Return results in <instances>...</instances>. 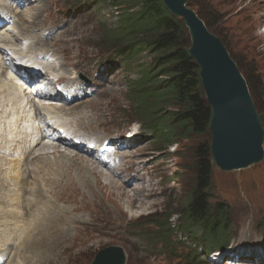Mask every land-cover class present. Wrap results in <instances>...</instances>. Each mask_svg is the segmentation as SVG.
<instances>
[{"label": "rangeland", "instance_id": "374dc122", "mask_svg": "<svg viewBox=\"0 0 264 264\" xmlns=\"http://www.w3.org/2000/svg\"><path fill=\"white\" fill-rule=\"evenodd\" d=\"M29 1L22 9L17 8L12 11L13 21L19 24H13L8 28L12 33L23 36L20 31L23 28L20 25L21 19L33 22L31 26L35 27L30 33L32 39L25 43V47L31 43L37 46L38 49L32 51L33 57L42 51L52 55L55 60L53 66L59 69L56 72L58 77L75 79L82 75L84 81L80 86L78 85V88L81 87L82 95L71 105L81 102L78 110L83 113L75 116L83 118L78 124L80 133L102 140L109 139L111 145H114L118 143L117 140H120L118 137L121 135H128L131 131L137 130V127L130 123L131 120H136L133 119L135 104L128 97V81L125 73L120 70L123 60L116 55V52L100 46L105 34L114 32L120 27L121 20L126 17V9L117 11V4L109 0ZM190 1L193 9L200 11L209 20L213 31L224 36L244 69L253 78H257L261 83L259 86L264 89V0ZM11 3L13 0L7 2L10 6ZM1 32L7 34L3 30ZM12 33L8 38L11 43H17ZM138 60L142 62L141 64H147L149 59L143 54ZM62 65L66 67L65 71L60 70ZM34 99L37 106L41 107L39 103L43 100L40 101L37 97ZM12 100L0 96V112L9 114V116L0 114V132L9 141L16 137L14 126L18 118V111ZM24 101L23 99L21 104L27 111V119L33 120L32 109L26 108ZM45 103L61 104L55 100ZM73 118L66 116L62 120ZM143 134L140 133L135 143L126 149L121 150L118 146V156L131 152L124 161L125 168L118 171L127 179L128 188L103 168L93 164L90 158L80 156L82 153L76 154L74 150L57 142L54 145H58L63 151L61 153H69L72 159L77 158V161L85 163L89 172L82 171V176H78V167L73 162V165L70 164L71 162L68 163L66 158L62 159L60 152L61 156L53 153L47 157L42 152L41 156L36 157L37 160L32 162L31 159L24 160L25 156L12 154L14 159H22L21 165L16 169L12 162L2 160V157L8 158L11 154H0V195L3 198L0 204V223L6 224L10 221L9 215L21 212L11 209L12 207L6 204L7 201L11 202L15 199L17 194V203L31 200L34 204L35 201H39L31 212L25 215V219L33 222L38 212L46 207L43 205L46 203V197L33 200L32 192L35 189L46 191L45 185H42L43 181L42 184L39 182L40 178L46 177V171L37 174V166L48 161L65 162L72 168L73 184L81 188L84 205L62 204L73 210L76 209L74 216L78 218V223L73 227L74 234L71 235L70 240L67 236H64L63 240L55 238L54 234L46 238L44 231L40 236L41 239L43 238L42 243L39 242L33 248L34 251L41 253L40 264H91L100 250L111 246L124 249L127 256L126 264H184L183 258H186V254L191 249L185 241V235L176 236V240L181 243L176 248L183 252L174 251L176 256H172L166 252L162 242L144 240V236L147 235L139 233L135 227L138 225L153 231L157 229L155 223L169 218L175 226L181 223L183 200L195 178L194 151L198 145L207 140V137H193L192 140L180 144L173 143V145L164 142L161 146L156 145L149 134ZM47 142L50 143L49 140ZM164 146H168L169 149L164 152L159 151V148ZM19 171L22 173L21 177H18ZM106 174L122 189L129 192V199L119 198L117 193H112L106 188L102 189L104 182L101 176ZM18 179L26 183L25 195L21 196L19 187L14 185L17 184ZM97 181L99 188L96 187ZM213 181V201H224L230 206L236 232L226 255L218 264H264V162L247 170L231 173L215 169ZM170 213L171 215H168ZM52 239L61 241L51 251L49 246ZM11 240L12 237L4 238L0 235V250L6 249L4 244ZM14 241L16 242L14 249L7 250L10 260L6 264H29V261L24 259L31 256L27 255L23 248V251L19 249L16 252L19 246L18 238ZM56 250L58 252L54 257ZM210 261L214 262L203 255L198 264H212Z\"/></svg>", "mask_w": 264, "mask_h": 264}, {"label": "trees", "instance_id": "16d2710c", "mask_svg": "<svg viewBox=\"0 0 264 264\" xmlns=\"http://www.w3.org/2000/svg\"><path fill=\"white\" fill-rule=\"evenodd\" d=\"M109 1L115 2L118 10L126 9V17L116 31L102 37L100 46L122 58L129 76L131 73L138 75L136 80L128 82V97L135 104L133 119L136 120L131 121L139 122L156 145L162 146L164 142L180 144L193 137H207L194 151L195 178L183 200L181 223L175 226L169 218L155 223L157 229L153 231L138 225L135 227L139 233L147 235L144 240L162 242L172 256H176L174 251L183 252L176 248L181 245L176 236L185 235L191 249L183 263L198 264L205 254L227 250L236 232L230 206L224 201H213L215 169L209 132L212 112L203 91L200 68L189 53L191 39L188 29L184 21L166 9L162 0ZM189 7L193 8L190 0ZM196 12L236 62L247 81L264 127V89L259 86L261 83L244 69L224 36L213 31L209 20L200 11ZM143 54L149 59L147 64L138 60ZM159 149L164 152L169 148Z\"/></svg>", "mask_w": 264, "mask_h": 264}, {"label": "bare ground", "instance_id": "6f19581e", "mask_svg": "<svg viewBox=\"0 0 264 264\" xmlns=\"http://www.w3.org/2000/svg\"><path fill=\"white\" fill-rule=\"evenodd\" d=\"M24 1V5L28 2L27 0H22ZM21 7L20 5H17L16 8ZM0 8L4 9L5 11H8V14H1L0 13V19H2L3 16H6L7 18L8 15H12L13 12V7L9 6L5 0H0ZM34 16V15H31ZM31 19V17H29ZM22 24H20L23 28L20 30L21 33L23 34H14L12 33L13 36H15V40L17 43H11V40H9L8 35L10 34L9 32L6 35L4 33H0V90H1V95L4 96L6 99H13L11 102L15 105L17 109V120L16 124L14 126V131L16 132V137L14 140L9 141L8 138H6L1 132H0V154H11L7 157H2V160H7L8 162H12L14 164V169H16L17 166L21 165L22 159H14V155L12 154H20V156H25L24 160L31 159V162L33 160H37L36 157L39 158L41 156L42 152L47 155L49 154H59L63 152L58 145H54V143H49L45 142V139L43 136H45L46 139L49 138H55L56 142H58L61 145L66 146L67 148L74 149L76 154L80 153V146L75 145L68 140V136H74L79 134V127L78 124L82 121L83 118H76V114H82L83 112L79 111L78 108L81 106L80 103H76L73 106H71L73 103L77 102L80 99L82 90L78 89L79 83L73 79V81H69V83L73 86L72 88L76 90V93L73 94L71 101L67 105H57V104H46L43 99V102L41 101L39 104L41 107L37 106L38 104L36 101H34V97H37V94L35 95L30 94V91L26 92V89H22L21 85L18 83H13L14 81L9 79L7 77V73L4 71L6 70V61H11L12 56L8 53L9 51H13L14 53L17 54L18 57H26V59H29L30 61H37L38 59L44 60L46 55V51L39 52V55L36 54L35 57H33L32 51L38 49L37 46L33 43L29 44L27 47H24V51L19 49V47H22L31 38V29L34 28L35 26H31L34 23L30 21L24 20V18L21 19ZM15 24V23H14ZM17 25L19 23H16ZM42 30V27H40ZM8 38V39H7ZM37 40V39H35ZM41 44H43L41 42ZM16 47V49L11 48ZM7 48V49H6ZM41 56V57H40ZM43 56V57H42ZM64 65L60 68V70L65 71ZM56 69L57 71L59 69L50 66V70ZM82 79V77L80 78ZM43 80V79H41ZM82 82V80H81ZM35 89H38L35 87ZM19 96V98L17 97ZM34 96V97H33ZM22 97V98H21ZM28 99L27 107L32 109V111L35 113V122L38 124L37 127L35 125H32V120L27 119V111L24 110V106L21 104V101ZM54 100H48V102H52ZM58 102V101H57ZM71 106V107H70ZM26 107V108H27ZM69 107V108H68ZM65 110V112H64ZM25 111V112H24ZM30 112V111H29ZM3 114L5 116H9L7 112H0V114ZM43 115V116H42ZM74 117L73 119H67L63 122H61L64 117ZM46 117H49L50 119H56L60 125L54 124V127H56V130L52 127L47 125L45 126H39V123L37 122L39 118L45 119ZM49 120V119H48ZM74 120V121H73ZM24 121V122H23ZM47 123V122H46ZM45 123V125H46ZM57 131V132H56ZM58 131H65V134L62 135ZM39 137H41L39 139ZM80 142L82 144V141L84 142L83 144L85 146H90L89 141H86L84 139V136H79ZM138 136H134L133 139H138ZM73 141V140H72ZM74 142V141H73ZM124 145V144H122ZM128 147V145H125V148ZM86 148V147H85ZM51 152H48V151ZM66 150H64L65 152ZM60 152V153H59ZM67 152V151H66ZM72 153V152H71ZM62 154V159L66 158L68 163L71 165H75L78 167V176H82L81 172L82 171H88V166L83 163L82 161H77V158L72 159L70 154ZM130 153H123L120 160L122 162L121 166H125V159H127V156ZM58 155V156H59ZM44 156V155H43ZM61 156V155H60ZM69 156V157H68ZM88 158L85 155H80ZM5 158V159H4ZM89 158H91L89 156ZM1 159V157H0ZM60 160V159H58ZM93 164L98 166L99 168H103L108 174H111L115 177L120 182H123L122 185L126 186L128 188V182L126 178H124L120 173H118L115 170V167H109L106 164H103L99 162L97 159H89ZM115 160L117 158L115 157ZM73 162V164H72ZM14 169H12L14 171ZM72 168L70 165L67 166L65 162H58V161H48L46 163H42L41 165L37 166L36 171L37 174H43L45 171V176L40 178L39 182L42 184L41 181H43L46 187L45 190H40V188L35 189L34 192H32L33 197L35 199L39 198H45L46 197V203L43 204L45 209H41V212H38V215L35 219L32 221H29L25 219L26 213L29 214L31 210L37 205L36 203L39 201H35L36 203L33 204V201L28 200H23L24 203H17V196L15 199L9 198L10 201H7L6 204L10 207L11 209H14L15 211H18L20 213L18 214H11L9 215L10 221H8L6 224L0 223V235L4 236V238H9L12 237L11 242H7L4 244V250H0V255H2L3 259H7L5 261V264L7 263L8 260H10V256L7 255V250L11 251L16 243L14 241L15 238H18V248L16 252H18L19 249L22 250L24 249V252L31 256L27 257L24 259V261H29V264H40L39 263V255L41 254L39 251H34V245H37L39 242L42 243V239L40 236H42V233L45 231L46 233V238L49 235H56L55 238H62L64 240V236H67L69 240L71 239V235L74 234V229L73 227L77 225L78 223V218L74 216V211L76 209L68 208L67 206H62L64 205H84L82 201H84V198L81 196V191L80 187H76L73 184L72 177ZM1 170V169H0ZM87 173V172H86ZM21 172L19 171L18 177H21ZM93 174V173H92ZM87 177V176H86ZM102 180L104 182V187L107 190H110L112 193H117L119 198L125 197L126 199L130 198L129 192L127 190L125 191L124 189L121 188L120 185L116 183L115 180H113L111 177H109L107 174L101 176ZM18 179L17 184H14L15 186L19 187V191L22 195H25V181ZM90 182V181H89ZM99 182L97 181L96 187L99 188ZM40 190V191H39ZM20 196V195H19ZM105 196V195H104ZM135 196V195H134ZM137 196V195H136ZM2 196L0 195V204H2ZM138 199V198H137ZM139 199H142L139 197ZM4 203V202H3ZM13 203V204H12ZM16 207V208H15ZM78 209V208H77ZM23 227H22V225ZM50 238V236H49ZM45 240V239H44ZM61 240H56L52 239L51 244H50V249L51 251L59 245ZM64 243V242H63ZM65 245V244H64ZM67 245V244H66ZM48 246V245H47ZM44 249V248H43ZM47 250V249H46ZM45 250V251H46ZM23 251V250H22ZM48 251V250H47ZM60 251V250H59ZM44 252V251H43ZM58 250H56V254L54 257L57 255ZM4 253V254H3ZM52 253V252H51ZM49 254V253H48ZM47 256V252L45 254ZM44 255V256H45ZM36 258H35V257ZM43 256V255H42ZM49 256V255H48ZM52 257V255H50ZM60 256V254H59ZM53 259V258H52ZM48 260V259H47ZM13 261V260H12ZM50 262V261H49Z\"/></svg>", "mask_w": 264, "mask_h": 264}, {"label": "water", "instance_id": "95a60500", "mask_svg": "<svg viewBox=\"0 0 264 264\" xmlns=\"http://www.w3.org/2000/svg\"><path fill=\"white\" fill-rule=\"evenodd\" d=\"M184 21L191 39L190 56L200 68L203 91L211 107L209 126L213 168L247 170L264 162V127L246 79L223 42L209 31L189 0H162ZM92 264H126L120 247L101 250Z\"/></svg>", "mask_w": 264, "mask_h": 264}]
</instances>
